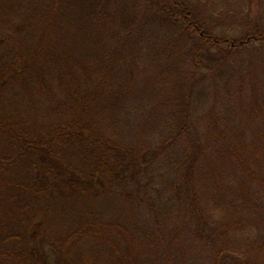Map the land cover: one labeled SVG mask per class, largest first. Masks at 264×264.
<instances>
[{
    "label": "trees",
    "instance_id": "16d2710c",
    "mask_svg": "<svg viewBox=\"0 0 264 264\" xmlns=\"http://www.w3.org/2000/svg\"><path fill=\"white\" fill-rule=\"evenodd\" d=\"M201 3L0 0V264H252L221 243L229 226L217 203L232 183L242 195L256 183L264 197V132L247 145L211 127L203 144L193 106L199 86L223 74L226 56L264 42V28L217 35ZM141 62L166 87L155 105V145L118 135L137 119L122 101V72L135 78ZM220 139L237 178L209 159ZM169 152L180 154L177 210L153 214L164 253L148 261L157 233L141 213L146 201L155 208L143 172ZM240 229L252 236L248 225ZM185 235L208 247V262L187 257L194 245L165 244Z\"/></svg>",
    "mask_w": 264,
    "mask_h": 264
},
{
    "label": "rangeland",
    "instance_id": "374dc122",
    "mask_svg": "<svg viewBox=\"0 0 264 264\" xmlns=\"http://www.w3.org/2000/svg\"><path fill=\"white\" fill-rule=\"evenodd\" d=\"M200 1L203 2L201 9L209 13L219 24L217 35L238 38L254 26L264 28V0ZM145 58L147 57L142 60ZM148 65L150 62H141L140 69L135 70V78L126 79L128 74L125 71L122 72L124 79L122 84L125 87L122 101L131 115L137 119L133 122L132 130L118 131V135L135 144L153 142L155 145L160 136L158 129L161 128H156V122L161 113L159 107L155 105L163 96L162 93L166 87L157 84L155 79L151 80L155 76V70ZM221 67L222 75L210 76V80L199 86L197 90L193 106L196 127L193 131L203 144L204 136L210 138L213 130L219 129L225 136L229 135V140L249 145L264 132V42L246 46L242 51L226 56ZM216 121L217 126L215 127ZM225 145L227 142L221 139L219 142H213L214 148L209 153V159L217 158L218 162L215 165L221 166L222 172L228 178H237L235 163L229 153L224 151ZM174 156L169 152L164 157L155 158L143 172V178L155 208L150 207L146 201L141 213L149 216L146 229L150 234L157 233L155 240L157 248L154 252L148 251L149 258L146 257L148 261L156 260L159 258V253H164L160 245L163 243L161 239L165 233H158L159 225L156 216H169L177 210L173 183L177 178L178 170L173 164ZM246 156L251 160L254 158L252 151H246ZM232 185L234 190L230 195L226 198L221 197L220 201L218 198L216 200L219 201L217 203L220 211L219 217L226 220L229 226L223 234L221 243L238 254L245 253L252 264H264V219L262 215L264 197L256 188V183L246 185L243 195L240 185L235 183ZM243 224L249 226V233L252 236H248L245 230L240 229ZM165 244L172 249L178 246L192 247L194 245L187 240L186 235L179 240L180 245ZM209 254L210 250L207 246L204 247V243H196L187 251L188 258L198 257L203 262H208Z\"/></svg>",
    "mask_w": 264,
    "mask_h": 264
}]
</instances>
